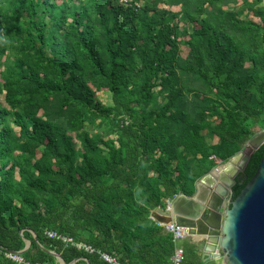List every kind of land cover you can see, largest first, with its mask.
<instances>
[{
  "label": "trees",
  "instance_id": "16d2710c",
  "mask_svg": "<svg viewBox=\"0 0 264 264\" xmlns=\"http://www.w3.org/2000/svg\"><path fill=\"white\" fill-rule=\"evenodd\" d=\"M262 128L264 0H0V264H172L151 211Z\"/></svg>",
  "mask_w": 264,
  "mask_h": 264
},
{
  "label": "water",
  "instance_id": "95a60500",
  "mask_svg": "<svg viewBox=\"0 0 264 264\" xmlns=\"http://www.w3.org/2000/svg\"><path fill=\"white\" fill-rule=\"evenodd\" d=\"M263 144L264 128L227 161L198 178L191 195L177 194L169 209H154L164 214L151 216L154 220L174 221L188 228V234L200 247L202 264H264V150L254 174L234 198L231 196L236 176L244 170L251 153ZM33 236L36 237L34 232ZM29 246L27 240L17 252ZM49 253L60 264L77 261L66 262L60 254Z\"/></svg>",
  "mask_w": 264,
  "mask_h": 264
},
{
  "label": "built area",
  "instance_id": "2783aa9c",
  "mask_svg": "<svg viewBox=\"0 0 264 264\" xmlns=\"http://www.w3.org/2000/svg\"><path fill=\"white\" fill-rule=\"evenodd\" d=\"M170 202L171 199L167 198L164 209L170 208ZM155 221L157 225L161 226L166 232L171 234L172 241L174 242V250L171 256L172 264H180L183 259L184 250L182 245L179 244V242L183 239H189L193 241L192 236L188 234V228L182 225H178L174 221H168V222H161L157 220ZM45 234L49 238L61 239L66 245L67 244L72 245L77 250H81L89 254L90 253L99 254L100 258L103 259L108 264H126L125 262L120 261L117 257L112 256L109 253L104 252L92 246L91 244H88L80 240L78 241L74 240L71 236L61 235L53 230H45ZM6 256L8 258L17 261L18 263L31 264L25 262L24 259L16 253L7 252ZM35 264H46V263L36 262Z\"/></svg>",
  "mask_w": 264,
  "mask_h": 264
},
{
  "label": "rangeland",
  "instance_id": "374dc122",
  "mask_svg": "<svg viewBox=\"0 0 264 264\" xmlns=\"http://www.w3.org/2000/svg\"><path fill=\"white\" fill-rule=\"evenodd\" d=\"M172 9H173V10H177L178 7H172ZM97 98H98L102 103H108V102L110 101L108 92H104V91H99V92H97ZM258 130H260V129H257V131H258ZM257 131H256V132H257ZM213 140H216V137L213 138L212 141H213ZM75 142H76V145L79 146V144H78V142H77L76 140H75ZM244 145H245V144H244ZM185 240H189V239H183V240H181V241L179 242V244L182 245V242L185 241ZM57 264H60V263L58 262V260H57Z\"/></svg>",
  "mask_w": 264,
  "mask_h": 264
},
{
  "label": "crops",
  "instance_id": "0c3cea01",
  "mask_svg": "<svg viewBox=\"0 0 264 264\" xmlns=\"http://www.w3.org/2000/svg\"><path fill=\"white\" fill-rule=\"evenodd\" d=\"M217 141V139L216 140H213V142H216ZM162 209H164V208H162ZM151 216H159V217H161V216H164V214H162L161 212H158V211H155V210H152L151 211ZM153 218V217H152ZM81 241V240H80ZM84 242V241H83ZM89 244V243H88ZM93 246V245H92ZM198 246V245H197ZM198 252H199V254H200V247L198 246ZM116 257V256H115Z\"/></svg>",
  "mask_w": 264,
  "mask_h": 264
}]
</instances>
